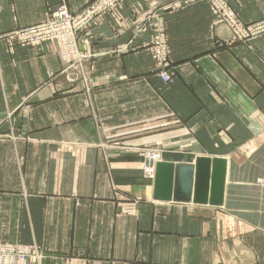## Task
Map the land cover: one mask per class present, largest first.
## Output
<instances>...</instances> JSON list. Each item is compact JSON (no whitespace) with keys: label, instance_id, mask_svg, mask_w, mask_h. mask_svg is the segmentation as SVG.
Instances as JSON below:
<instances>
[{"label":"crops","instance_id":"crops-1","mask_svg":"<svg viewBox=\"0 0 264 264\" xmlns=\"http://www.w3.org/2000/svg\"><path fill=\"white\" fill-rule=\"evenodd\" d=\"M87 1L0 0V35ZM151 1L184 0H127L86 37L90 92L51 50L0 40V243L41 246L40 264H264V36L211 53L204 44L229 32L207 4L166 12L164 83L148 50L109 54L136 34L132 7ZM231 2L246 22L264 18V0ZM153 146L175 166L225 160L223 205L156 200L137 150Z\"/></svg>","mask_w":264,"mask_h":264},{"label":"rangeland","instance_id":"rangeland-1","mask_svg":"<svg viewBox=\"0 0 264 264\" xmlns=\"http://www.w3.org/2000/svg\"><path fill=\"white\" fill-rule=\"evenodd\" d=\"M98 1L99 0H89L79 10L76 11H71L66 6V4H61L52 9L44 20L26 28L18 29L7 34L0 35V40H3L11 50L16 48H29L33 52L51 50L61 59L64 67L61 74L65 76L67 82L71 83L72 85L79 82L82 83L85 88H88V82L92 78V69H89L88 66L89 61L97 55L92 52L91 44L86 37L91 36L92 31L95 28L99 27L101 24L106 23V21L110 20V23L116 22V16L120 8L127 0H119L115 9L109 11V14L106 13V16L103 15L104 17L99 22H94L90 25L82 26H79L78 24L75 25L72 30L66 29L68 27V24L62 23V20L58 19L57 13L59 12L60 8L64 7L71 15H75L76 17L83 14L85 12L84 10H86L88 6L95 5L98 3ZM199 3H204L209 6L213 17L212 27L214 28V30L215 28L222 26L225 27L229 32L228 37L220 35L217 37L214 36L213 38H211L210 45L208 43L204 44L203 47H205V49H211V53H216L219 50L225 48H231L237 44H248L251 41L264 36V18L259 22H246L241 17V14L239 12H236L232 7L233 5L231 0H184L182 2H174L169 6L161 8V10H157V2L151 1L149 3V8L146 9V11H144L145 9L143 10L140 8L141 5L132 7V13H134L135 16L137 15V17L135 18L133 23L129 19H126V24H134L137 29H135L136 34L123 48L117 50V52H110L109 54L137 52L141 49L148 50L155 64V71L157 72L160 79L164 83H171L175 77V67L172 59V49L167 30L168 25L165 21V18L163 17V14L173 10H180L185 6L187 7ZM225 11L233 12L239 18V21H241L244 25L241 24L242 27H234V24L230 22V15L228 13H225ZM230 24H232L234 28H232ZM48 26H54V35L51 34L52 30L44 31ZM127 26L129 27V25ZM254 29L256 37H248L249 34H252L254 32ZM117 31L118 34H120L119 28L117 29ZM259 31L261 32V34L259 33ZM147 32L149 35V39L144 40V42H140L139 45L136 44L135 39L143 34H147ZM64 33H66V36H63ZM43 38L47 39L42 40ZM183 45V52H186L184 50L187 49V43H184ZM197 45L200 44L198 43ZM180 49L182 50V48ZM205 51L207 50L197 51L196 53H205ZM80 57L83 58L80 59ZM165 74L169 76V81H165V79L163 78ZM87 88L86 92H90V90H88ZM1 127L2 126L0 124V129ZM137 150L140 158L142 159V163L140 166L142 177L155 180L156 174L155 177L149 175L146 164L150 162V158H153L155 156H157L158 160L160 161L159 162L157 160L156 162H154L156 163V167L158 164L162 163L164 161L163 150L159 148V146L144 147ZM0 244L5 245L6 243ZM33 245L37 244L24 246ZM39 247L41 248L43 255L41 257H32V259L29 258V264L33 262L40 264L41 261L45 258L44 249L41 246Z\"/></svg>","mask_w":264,"mask_h":264},{"label":"water","instance_id":"water-1","mask_svg":"<svg viewBox=\"0 0 264 264\" xmlns=\"http://www.w3.org/2000/svg\"><path fill=\"white\" fill-rule=\"evenodd\" d=\"M227 163L221 159L198 158L196 168L160 163L156 168L154 198L181 203L223 205Z\"/></svg>","mask_w":264,"mask_h":264},{"label":"built area","instance_id":"built-area-1","mask_svg":"<svg viewBox=\"0 0 264 264\" xmlns=\"http://www.w3.org/2000/svg\"><path fill=\"white\" fill-rule=\"evenodd\" d=\"M118 1L119 0H99L97 4L88 6L86 10H84L85 12L83 14L76 17L75 15H71L64 7H62L59 9V12L57 13V17L58 19L62 20V23L68 24V27L66 28L67 30H72L74 26L78 24L79 26H82V25H90L94 22H99L100 20H102L104 16L107 15L106 13H108L112 9H115ZM225 13H228L230 15V22L234 24V27H242V25H244L241 21H239V18L233 12L225 11ZM232 24L230 25L232 28H234ZM53 27L48 26L44 31L52 30L51 34L54 35ZM26 32H31V31H26ZM259 33L261 34L260 31ZM63 36H66V33H64ZM249 36L256 37L255 29L252 34L248 35V37ZM45 39L47 38H43L42 40ZM82 58L83 57H80V59ZM163 78L165 79V81L170 80L169 76L166 74L163 76ZM157 160L158 157L155 156L153 158H150L149 159L150 162L146 164L149 175L154 177L157 168L156 163L154 162H156ZM42 255H43L42 250L37 245L24 246L19 243L5 244V245L0 244V264H27L29 258L32 259V257H41Z\"/></svg>","mask_w":264,"mask_h":264}]
</instances>
